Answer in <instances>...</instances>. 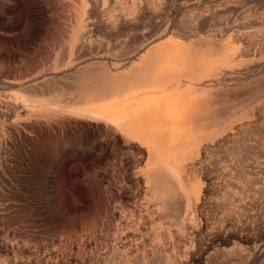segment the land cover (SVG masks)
<instances>
[{
  "label": "rangeland",
  "instance_id": "rangeland-1",
  "mask_svg": "<svg viewBox=\"0 0 264 264\" xmlns=\"http://www.w3.org/2000/svg\"><path fill=\"white\" fill-rule=\"evenodd\" d=\"M0 264H264V0H0Z\"/></svg>",
  "mask_w": 264,
  "mask_h": 264
},
{
  "label": "bare ground",
  "instance_id": "bare-ground-1",
  "mask_svg": "<svg viewBox=\"0 0 264 264\" xmlns=\"http://www.w3.org/2000/svg\"><path fill=\"white\" fill-rule=\"evenodd\" d=\"M177 88L176 89H179V84L177 83ZM123 108H125V105H123V104H120V103H118V104H116L115 106H113V108H112V112L114 113H116L117 111H119L120 109H123ZM121 128L122 129H125L128 133H131V134H137V133H139V131H140V128H139V126L138 125H134V124H130V123H125V124H121ZM193 202V201H192ZM179 205V204H178ZM181 208V207H180Z\"/></svg>",
  "mask_w": 264,
  "mask_h": 264
}]
</instances>
